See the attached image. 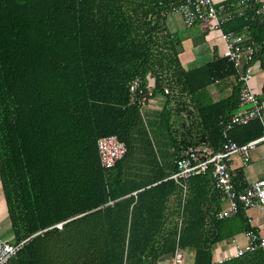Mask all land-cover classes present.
<instances>
[{
  "label": "trees",
  "instance_id": "trees-1",
  "mask_svg": "<svg viewBox=\"0 0 264 264\" xmlns=\"http://www.w3.org/2000/svg\"><path fill=\"white\" fill-rule=\"evenodd\" d=\"M181 1L0 0V182L15 240L32 236L9 264H159L177 250L214 264V245L253 229L242 209L215 218L210 172L186 181L184 204L181 187L164 180L180 149H220L239 102L226 58L182 67L165 25ZM244 26L257 45L252 63H263L264 21L251 10L222 30ZM135 78L166 97L160 111L129 105ZM232 79L230 94L212 101L208 89ZM171 104L185 115L180 126L168 121ZM263 134L252 121L229 135L241 146ZM105 136L126 147L107 170L96 144ZM262 253L222 264H264Z\"/></svg>",
  "mask_w": 264,
  "mask_h": 264
},
{
  "label": "built area",
  "instance_id": "built-area-1",
  "mask_svg": "<svg viewBox=\"0 0 264 264\" xmlns=\"http://www.w3.org/2000/svg\"><path fill=\"white\" fill-rule=\"evenodd\" d=\"M250 10L253 12V17L264 21V0H236V9L233 12L219 10L214 0H182L169 11L179 14L187 28L197 24H211L212 28L219 32L225 47L222 57L234 64L240 83L238 106L228 113L227 121L223 124V142L220 149L216 151L203 146L180 149L175 160V172L164 179L172 180L181 187V202L184 204L188 196L186 181L191 177L210 172L212 188L217 192L220 203L225 205L215 212L214 216L217 220L227 219L240 209L264 206V179L238 190L230 168L235 156L242 158V165H245L250 152L259 145L264 146V134L241 146L233 142L229 135L234 128L252 121H260L264 126V96L259 98L250 87L252 77L250 65L257 52V45L251 39L248 26L242 27L239 31L223 32L222 30L224 23L235 16H244ZM141 83L139 78H135L129 84V105L139 103L144 108L153 97V92L150 89L143 90ZM96 144L100 165L106 170L112 168L126 153L125 145L115 136L101 137ZM57 227L60 228V224ZM252 228L243 233L245 244L240 245L232 240L231 245L235 244V246L228 248L220 257L213 256V263L222 264L256 250H264V223ZM31 237L19 241L15 239L6 241L0 238V264H9L28 244ZM179 252H175L170 262H159V264H183Z\"/></svg>",
  "mask_w": 264,
  "mask_h": 264
},
{
  "label": "crops",
  "instance_id": "crops-1",
  "mask_svg": "<svg viewBox=\"0 0 264 264\" xmlns=\"http://www.w3.org/2000/svg\"><path fill=\"white\" fill-rule=\"evenodd\" d=\"M214 2L219 10L232 11L229 8L236 7V0H214ZM165 25L168 32L180 41L181 53L179 55V58L182 67L185 70H190L202 66L206 63L213 61L216 58L222 57L225 48L224 42L221 39L219 32L217 30H214L211 24H197L195 26L187 28L184 26L183 20L179 14L168 13L166 15ZM250 69L252 73V77L250 79V87L252 91L256 93L259 98H261L262 96H264V59L263 63L258 60L254 61V63L250 65ZM232 84L233 79L227 80L223 83L220 82L211 86L212 88H215L212 90V92L208 91L209 97L212 98L211 96L217 93H220L219 95L225 94V97L228 96L231 92ZM152 98V100H150L151 104H149V106L155 109H152L149 112L157 111L156 106H160L159 102H157L158 100H155V97ZM146 107L147 105L145 106V111L147 109ZM251 152L252 155L251 153L248 155V161L252 160L253 164H249V162L247 161L245 165H242V158L238 156H235L230 163L231 172L233 174V180L241 189H244L246 186H249L257 180L264 179V150H257L256 148ZM223 206L225 205L220 203V208ZM245 217L247 218L248 223L251 226L264 223V207L256 206L254 208L245 210ZM181 219L182 215H180V217L178 216V230H180L181 224L179 225V223L181 222ZM0 238L6 241H11L15 239L12 226L8 217V211L1 182ZM232 240H235L236 243L240 245H243L246 242L245 237L242 233L233 238L225 240L222 243L214 245L212 255L220 257L223 255L224 252L227 251L228 248H233L235 244L231 245ZM183 252H186L184 258L181 255ZM179 253L181 255L180 257L182 259L183 264H192L193 251L186 250L180 251ZM171 259L166 260L164 262H170Z\"/></svg>",
  "mask_w": 264,
  "mask_h": 264
},
{
  "label": "rangeland",
  "instance_id": "rangeland-1",
  "mask_svg": "<svg viewBox=\"0 0 264 264\" xmlns=\"http://www.w3.org/2000/svg\"><path fill=\"white\" fill-rule=\"evenodd\" d=\"M223 83V82H222ZM148 86L151 88V86H150V83H148ZM215 87H210L208 90H209V92H212V90L214 89ZM150 90H152V88L150 89ZM225 91V90H224ZM220 93H217V94H214V95H212L211 97V100L212 101H218V100H220V99H222V98H224L225 96V94H222V95H219ZM153 99V98H152ZM151 99V100H152ZM155 100H158L157 102H159V105L160 106H156V108H157V110L158 111H160L161 109H162V106L165 104V102H166V97L164 96V95H161V94H157V95H155ZM149 104H151V101L150 102H148L147 103V109H146V111H150V110H152V109H155V108H152V107H150L149 106ZM176 107L177 106H175V105H173L172 106V104L171 105H169L166 109H167V111H169V113H170V115L168 116V121H169V123H171V124H173L174 126H180L181 124H182V122H184V117H185V115L183 114V112H181V113H175V110H176ZM145 108V107H144ZM145 110V109H144ZM191 121V120H190ZM178 128V127H177ZM170 129V128H169ZM165 131V130H164ZM170 131H171V129H170ZM166 136H168L167 134H169V132L166 130ZM257 150H264V146H261V145H259V146H257ZM251 153V155H252V152H250ZM249 162V164H253L252 163V160H249L248 161ZM262 207H264V206H262ZM8 237V236H7ZM6 238V237H5ZM185 253L186 252H183L181 255H182V257L184 258V256H185ZM260 257H264V250H263V253L261 254V255H259Z\"/></svg>",
  "mask_w": 264,
  "mask_h": 264
}]
</instances>
